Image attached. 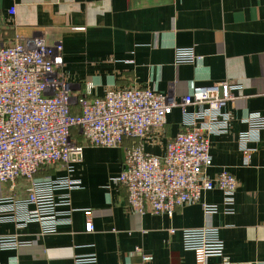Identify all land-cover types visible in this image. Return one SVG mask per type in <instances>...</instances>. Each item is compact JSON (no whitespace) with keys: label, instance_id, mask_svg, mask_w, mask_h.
<instances>
[{"label":"crops","instance_id":"obj_1","mask_svg":"<svg viewBox=\"0 0 264 264\" xmlns=\"http://www.w3.org/2000/svg\"><path fill=\"white\" fill-rule=\"evenodd\" d=\"M0 22L7 38L17 33L61 41L65 75L83 86L91 83L93 96L148 86L180 99L198 85L230 80L241 86L224 109L228 127L209 134L212 165L206 169L211 179L222 170L235 176L233 210L223 209L224 193L214 189L172 216L136 212L128 206L126 189L111 179L121 172L133 141L86 146L82 160L71 164L81 185L69 191L70 222L43 234L38 222L18 217L31 206L19 215L0 213V237L25 242L0 246V264H200L184 248L180 230L206 225L219 229L225 250L204 264H264V128L251 130L248 122L253 114L264 117V0H0ZM188 47L200 60L177 62V49ZM183 120L175 108L165 126L143 140L145 150L163 156ZM63 173L57 166L38 177ZM27 186L19 179L12 191L0 181V198L13 194L20 204ZM203 203L220 210L207 216ZM88 208L92 231L86 229ZM92 255L95 261H76Z\"/></svg>","mask_w":264,"mask_h":264},{"label":"built area","instance_id":"obj_2","mask_svg":"<svg viewBox=\"0 0 264 264\" xmlns=\"http://www.w3.org/2000/svg\"><path fill=\"white\" fill-rule=\"evenodd\" d=\"M14 12L12 8L10 13ZM7 36L0 22V181L10 183L13 191L17 181L25 179L28 194L20 204L13 194L0 198V213L19 215L31 206L18 217L38 222L43 234L56 232L61 223L71 220L69 191L81 185L73 177L71 164L82 160L86 146L119 147L125 140L133 143L125 149L121 172L111 179L126 189L128 206L134 211L172 216L178 207L197 202L204 191L214 189L224 193L223 209L233 210L235 176L222 170L211 179L206 169L212 165L209 134L228 127L230 117L224 109L237 99L239 84L225 80L198 85L180 99L148 86L111 88L93 96L91 83L83 86L65 75L61 41L48 43L42 36L17 33ZM200 58L194 48L176 51L179 63ZM190 106L195 110H189ZM175 108L184 115L182 128L168 141L163 156L147 152L143 140L162 129ZM248 122L251 130L264 128L259 114L251 115ZM247 139L243 134L242 140ZM57 166L63 174L38 177ZM203 208L207 216L220 210L212 203H203ZM85 214L86 229L92 231L91 209ZM180 231L184 248L195 253L198 263L224 256L225 244L217 227ZM24 243L0 237L2 248ZM95 259L92 255L76 261Z\"/></svg>","mask_w":264,"mask_h":264},{"label":"trees","instance_id":"obj_3","mask_svg":"<svg viewBox=\"0 0 264 264\" xmlns=\"http://www.w3.org/2000/svg\"><path fill=\"white\" fill-rule=\"evenodd\" d=\"M50 171H53V169L49 170V172H50ZM41 173L44 174V173H47V172L44 171V172H41Z\"/></svg>","mask_w":264,"mask_h":264},{"label":"rangeland","instance_id":"obj_4","mask_svg":"<svg viewBox=\"0 0 264 264\" xmlns=\"http://www.w3.org/2000/svg\"><path fill=\"white\" fill-rule=\"evenodd\" d=\"M49 170H46L45 172H48Z\"/></svg>","mask_w":264,"mask_h":264}]
</instances>
